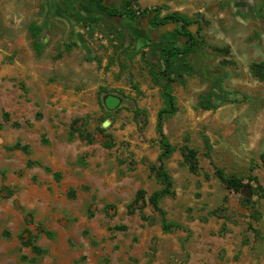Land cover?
<instances>
[{"label":"rangeland","instance_id":"1","mask_svg":"<svg viewBox=\"0 0 264 264\" xmlns=\"http://www.w3.org/2000/svg\"><path fill=\"white\" fill-rule=\"evenodd\" d=\"M137 2L200 27L175 61L177 110L163 124L172 229L149 196L162 187L153 73L159 47L187 44L178 25L107 16L90 0H0V264H264V79L253 74L264 0ZM208 90L217 106L205 109Z\"/></svg>","mask_w":264,"mask_h":264},{"label":"trees","instance_id":"2","mask_svg":"<svg viewBox=\"0 0 264 264\" xmlns=\"http://www.w3.org/2000/svg\"><path fill=\"white\" fill-rule=\"evenodd\" d=\"M90 1L100 12L106 14L107 16H123L130 20L150 18L153 28H160L169 24L178 25V27L175 28V31L186 38L187 44L183 47L176 46L174 43L164 44L163 46L159 47V55L162 62L158 69L153 73V76L157 81L160 82V80H164L160 91L163 99V106L157 111L155 124L161 151L157 157L158 164L151 166L162 187L150 194L149 202L161 215L163 230L169 231L172 229V223L165 219V211L160 206V200L164 196L173 195V181L164 166V160L167 155L174 150V146L170 143L168 137L164 133L163 124L165 118L172 116L177 110L176 98L172 91V83L175 81L174 77L172 76L174 72L175 61L178 57L182 58L188 55L193 50V47L199 44L198 40L196 39V33L199 32L200 27L196 21L187 19L178 13H165L161 15L159 8H142L138 4L137 0H123L122 5L120 6L108 5L104 0ZM193 28H195V30ZM195 31L197 32L195 33ZM29 32L32 38L33 47L37 51H41L44 47V26L42 24L32 23L29 25ZM75 43L76 41L73 38L66 39L64 41L66 50ZM253 74L257 77H260L261 79H264V66H261L260 63L255 64L253 68ZM211 93V90H208L206 93H204L203 97L199 99L198 104L202 108L209 109L217 106L216 104L214 105L211 103ZM3 118H7V114L3 113ZM10 148L20 149L25 152L28 151L27 145H21L18 142L12 145ZM30 164H32V161L27 162L28 166ZM190 167L194 169L195 164L191 163ZM45 169L50 170L48 167H45ZM54 175L58 177L59 173L54 172ZM218 177L229 189L239 191L242 187V183L237 182L233 178L227 177L222 173H219ZM139 197H143L142 190L137 191L134 201L137 202ZM27 244L31 246L33 251L40 252V249L37 246L32 245L31 242H28Z\"/></svg>","mask_w":264,"mask_h":264}]
</instances>
